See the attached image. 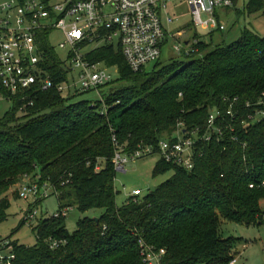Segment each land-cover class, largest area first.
I'll list each match as a JSON object with an SVG mask.
<instances>
[{"label": "trees", "instance_id": "1", "mask_svg": "<svg viewBox=\"0 0 264 264\" xmlns=\"http://www.w3.org/2000/svg\"><path fill=\"white\" fill-rule=\"evenodd\" d=\"M244 12L264 15V0H248ZM214 33L210 43L195 36L190 53L181 52L186 60L163 65L160 59L151 72L131 71L114 46L89 52V61L118 69L119 80L106 86L123 85L94 107L59 93L67 72L46 36L41 67L55 89L32 93L31 106L12 98L0 81L12 106L0 115V224L11 207L9 192L38 171L52 184L60 214L73 207L106 211L100 220H80L72 234L66 216L42 218L33 230L34 247L14 243L13 264H145L141 241L166 251L162 264H230L236 258L244 241L225 239L223 221L264 224V118H257L264 111V37L245 30L237 42L215 45ZM217 111L222 116L211 130L209 118ZM181 130L200 139L194 169L161 158L154 177L172 173L171 179L118 207L114 139L126 155L140 147L157 155L160 143Z\"/></svg>", "mask_w": 264, "mask_h": 264}, {"label": "built area", "instance_id": "2", "mask_svg": "<svg viewBox=\"0 0 264 264\" xmlns=\"http://www.w3.org/2000/svg\"><path fill=\"white\" fill-rule=\"evenodd\" d=\"M179 1L189 4L194 27L209 34L226 30L217 16L218 10L227 11L235 7V0H0L2 87L12 98L29 100L31 106L33 102L29 98L32 93L55 89L53 79L41 67L45 59L42 50L45 36L57 51L67 54L63 56V62L68 80L57 86L59 93L64 95H69L72 89L75 93L98 91L114 80L103 64L87 59L89 52L104 45L121 49L134 73L147 71V67L156 64L163 55L164 44L172 35L171 27L175 23L172 8ZM203 15L208 17L204 19ZM55 32L62 33L64 37L59 45L53 39ZM182 34L178 33L177 38ZM183 49L188 55L193 47L188 42ZM183 49L175 47L178 53ZM78 85L81 87L79 90ZM9 97L0 92V103ZM100 102L105 104V97L102 96ZM220 116L218 111L211 114L208 122L211 130ZM259 117L264 118V111L258 113ZM199 141L197 132L183 133L181 130L160 143L157 155L167 164L191 171L195 167L194 152ZM114 142L117 147L114 164L120 172L126 171L130 161L154 155V150L148 147H140L134 154L126 155L116 139ZM24 179L16 186L17 194L20 200L33 203L25 219L27 224H32L39 216L37 208L55 190L40 174L34 179L26 175ZM142 194V191L135 190L132 197ZM69 209L53 217L66 216ZM15 242L11 238L0 237V264L14 263ZM61 243L54 242L53 247ZM140 244L145 264H162L165 250L156 252L143 241ZM238 260L239 257L230 264H238Z\"/></svg>", "mask_w": 264, "mask_h": 264}, {"label": "rangeland", "instance_id": "3", "mask_svg": "<svg viewBox=\"0 0 264 264\" xmlns=\"http://www.w3.org/2000/svg\"><path fill=\"white\" fill-rule=\"evenodd\" d=\"M247 3L248 0H239L238 5L230 10H218L217 16L225 25L226 30L214 33L212 39L215 45L223 42L233 44L240 39L245 30H251L258 36L264 37V15L263 13H258L249 16L244 12ZM172 13L175 16V23L171 27L172 35L166 40L163 48V55L161 57L163 65L168 64L172 59L180 61L186 60L183 53H181L183 50L180 53L175 52V47H182L183 49L184 45L188 42L193 47L197 44L196 41L199 39L207 43L211 42V36L209 33L201 28H195L193 26L191 8L186 1L177 2L174 8H172ZM203 17L206 19L208 16L203 15ZM180 32L183 34L177 38V35ZM195 36L198 37L197 40ZM53 39L55 44L59 45L64 37L62 33L55 32ZM61 55L66 57L67 54L61 53ZM154 67L155 64H152L148 66L146 70L151 72ZM105 69L112 75L114 81L119 80L120 77L117 68ZM121 86H123L121 83H116L106 86L98 91H92L89 93L79 91L76 94L75 90L72 89L70 91L71 97L75 95L76 97H74L70 103H78L82 101H89L92 103L100 102L102 96L106 98V96L111 94V91L114 88H119ZM77 88L79 90L81 88L80 85H78ZM11 108V104L7 101L1 102L0 115L4 116ZM160 159V156L153 155L133 160L126 165L125 172H117L115 190L118 207H123L127 200L132 197L135 190L142 191V197H145L160 185L171 179L173 175L172 173L154 177V169ZM39 174L40 172L38 171V173L31 175V178L34 179ZM24 177L22 178V181L25 180ZM16 192L17 188H13L8 194L11 207L6 212L7 219L0 224V237L6 239L12 236V239L19 242L21 245L34 247L37 243V239L33 230L38 224L37 221L41 220L43 217L48 219L59 214V200L56 195H51L48 200L44 201L43 204L37 208L39 213L38 219L32 224L28 223L20 228L21 223L26 219V214L30 209V205L33 203L20 200L17 197ZM262 207L264 209V201L262 202ZM105 213L106 211L103 209H95L83 213L77 207H73L69 209L66 214L67 230L72 234L77 231L80 220L85 218L100 220ZM19 228L20 230L17 231ZM221 234L225 239L235 238L244 241V243L239 246V251L237 250L240 254L236 253V258L239 257L238 264H264V224L261 226L248 227L230 221H223L221 225Z\"/></svg>", "mask_w": 264, "mask_h": 264}]
</instances>
